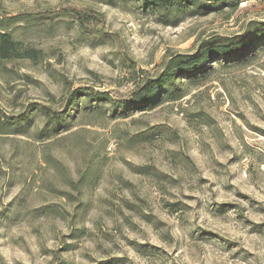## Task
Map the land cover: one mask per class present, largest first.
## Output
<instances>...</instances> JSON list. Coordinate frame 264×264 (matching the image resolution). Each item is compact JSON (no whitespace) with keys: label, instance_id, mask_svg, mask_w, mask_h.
Masks as SVG:
<instances>
[{"label":"rangeland","instance_id":"374dc122","mask_svg":"<svg viewBox=\"0 0 264 264\" xmlns=\"http://www.w3.org/2000/svg\"><path fill=\"white\" fill-rule=\"evenodd\" d=\"M263 19L264 0L174 25L120 1L0 0V25L33 49L0 59V117L21 116L0 129V264H264V47L125 116L24 114L79 85L128 97L170 53Z\"/></svg>","mask_w":264,"mask_h":264},{"label":"trees","instance_id":"16d2710c","mask_svg":"<svg viewBox=\"0 0 264 264\" xmlns=\"http://www.w3.org/2000/svg\"><path fill=\"white\" fill-rule=\"evenodd\" d=\"M105 3L123 2L132 3L140 11L153 14L155 19L163 24H176L180 13L206 14L218 11L225 6L235 7L240 0H99ZM73 18L82 29H86L87 22L93 15L87 9H72ZM13 19L25 20V16L17 15ZM15 22V21H13ZM12 22V23H13ZM11 23V24H12ZM89 32L88 29H86ZM264 47V19L251 20L243 31L234 34L214 33L201 39L194 50L189 52H173L166 58L162 68L152 76L142 77L140 82L128 93V97H114L106 89L95 88L91 85H79L69 91L60 110L51 113L49 107L31 103L25 111L38 110L45 117L47 124L60 121L77 105L87 103L107 102L114 111L126 115L127 111L136 108L150 107L162 99L175 100L185 93L182 89V78L191 83H198L206 76L207 70L213 61L226 62L245 58L253 50ZM32 48L22 47L10 29L0 25V59H10L18 56H31ZM18 116V117H17ZM4 115L0 117V129L4 122H16L21 116ZM56 118V119H54ZM11 119V120H10Z\"/></svg>","mask_w":264,"mask_h":264}]
</instances>
